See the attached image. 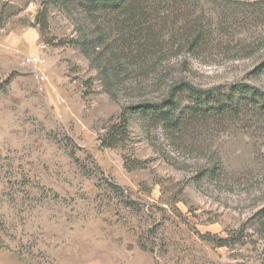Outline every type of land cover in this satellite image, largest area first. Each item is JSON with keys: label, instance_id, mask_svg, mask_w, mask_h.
<instances>
[{"label": "rangeland", "instance_id": "obj_1", "mask_svg": "<svg viewBox=\"0 0 264 264\" xmlns=\"http://www.w3.org/2000/svg\"><path fill=\"white\" fill-rule=\"evenodd\" d=\"M189 1L215 29L198 55L180 52L192 35L172 0L149 11L147 53L85 0H0V264H264V118L173 145L129 110L181 80L264 89V17L240 5L259 0Z\"/></svg>", "mask_w": 264, "mask_h": 264}, {"label": "trees", "instance_id": "obj_2", "mask_svg": "<svg viewBox=\"0 0 264 264\" xmlns=\"http://www.w3.org/2000/svg\"><path fill=\"white\" fill-rule=\"evenodd\" d=\"M61 0H50L51 3H57ZM171 0H85L88 9L92 13L109 12L118 15L122 19L121 33H125L126 29L133 30L142 35L138 39V51L144 53L154 51L158 46L156 33L152 31L150 26V16L153 13L160 12L164 6ZM173 5L182 10V17L185 18V33L192 35L187 38L180 47V52L198 55L204 53L209 45L211 33L215 29L211 26H205L202 18H194L193 6L189 0H172ZM199 4V3H198ZM197 4V5H198ZM240 4V3H238ZM243 7H251L254 13L261 18L264 17V0L254 3H241ZM190 7L193 9H190ZM152 10V11H151ZM151 11V15L149 13ZM42 31L48 28L47 15L43 14L39 19ZM144 37V40L141 38ZM83 51L89 53L87 44L83 46ZM173 54V48L169 51ZM177 53V51H176ZM166 54V53H165ZM168 54V53H167ZM187 65L186 61L184 62ZM258 76L264 75V61L258 67ZM132 115L142 116L155 127L162 128L166 132L168 139L172 140V144L176 145L179 136L176 133L195 129V126L203 125L208 127L212 122L215 125L227 127L233 122L244 123L252 118H264V89L255 85L237 83L226 89H201L192 85L190 82L181 80L171 84L166 92L155 100H146L140 104L132 106L130 109ZM109 143H105L107 148L116 146L117 136L124 135L126 140L128 137V121L124 116L122 124L112 127ZM119 134V135H118ZM175 137H177L175 139ZM140 167H130L135 169ZM259 232L264 238V211L259 219ZM228 239H220L218 245L220 247L227 246Z\"/></svg>", "mask_w": 264, "mask_h": 264}, {"label": "built area", "instance_id": "obj_3", "mask_svg": "<svg viewBox=\"0 0 264 264\" xmlns=\"http://www.w3.org/2000/svg\"><path fill=\"white\" fill-rule=\"evenodd\" d=\"M28 62L33 64V65H36L39 63V60L38 59H29Z\"/></svg>", "mask_w": 264, "mask_h": 264}]
</instances>
